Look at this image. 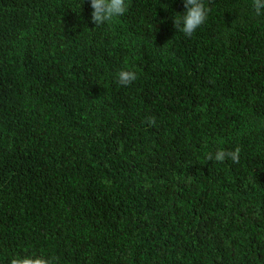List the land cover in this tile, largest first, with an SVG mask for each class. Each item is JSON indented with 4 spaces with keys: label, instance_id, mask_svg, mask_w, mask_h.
<instances>
[{
    "label": "trees",
    "instance_id": "obj_1",
    "mask_svg": "<svg viewBox=\"0 0 264 264\" xmlns=\"http://www.w3.org/2000/svg\"><path fill=\"white\" fill-rule=\"evenodd\" d=\"M203 3L0 0V264H264V15Z\"/></svg>",
    "mask_w": 264,
    "mask_h": 264
},
{
    "label": "clouds",
    "instance_id": "obj_2",
    "mask_svg": "<svg viewBox=\"0 0 264 264\" xmlns=\"http://www.w3.org/2000/svg\"><path fill=\"white\" fill-rule=\"evenodd\" d=\"M90 7L92 9L90 13V20L94 25H103L105 23H112L119 17L125 15L129 8V0H89ZM184 13L182 19L175 20L174 26L179 28L185 36H191L196 30L206 21L209 9H207L203 3V0H183ZM252 6L254 12L260 16L264 15V0H252ZM20 55L23 47H20ZM19 56L15 53V56L6 64L11 66L12 62ZM137 79L135 71L128 69H121L117 73V81L122 86H127ZM147 125L155 126V117L149 116L145 118ZM182 144V143H180ZM180 144H175L176 148ZM240 148L236 147L233 150H225L219 148L214 155L209 153L206 157L208 160L215 159L217 162H224L225 158H230L233 163L239 161ZM124 184V183H123ZM125 185V184H124ZM128 189H136L137 181L132 182L130 186L125 185ZM227 196L219 198L220 201H228ZM204 195V194H203ZM215 219H212V227L204 234V239L207 240L213 235L220 234L217 232L219 225H214ZM220 235L226 236L225 233ZM10 264H51L48 257L45 256H15L10 259Z\"/></svg>",
    "mask_w": 264,
    "mask_h": 264
}]
</instances>
